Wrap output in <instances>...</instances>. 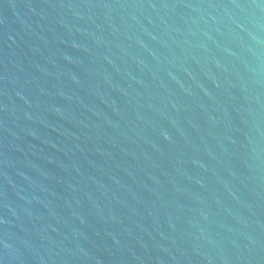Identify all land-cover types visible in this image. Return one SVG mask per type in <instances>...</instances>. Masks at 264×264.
I'll return each instance as SVG.
<instances>
[{
	"label": "water",
	"instance_id": "1",
	"mask_svg": "<svg viewBox=\"0 0 264 264\" xmlns=\"http://www.w3.org/2000/svg\"><path fill=\"white\" fill-rule=\"evenodd\" d=\"M0 264H264V0H0Z\"/></svg>",
	"mask_w": 264,
	"mask_h": 264
}]
</instances>
